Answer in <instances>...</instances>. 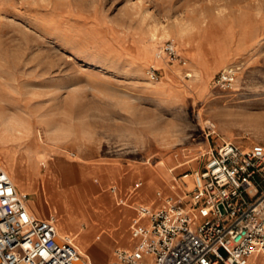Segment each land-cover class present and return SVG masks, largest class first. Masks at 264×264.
Instances as JSON below:
<instances>
[{
  "label": "rangeland",
  "instance_id": "1",
  "mask_svg": "<svg viewBox=\"0 0 264 264\" xmlns=\"http://www.w3.org/2000/svg\"><path fill=\"white\" fill-rule=\"evenodd\" d=\"M167 40L194 78L157 57ZM229 67L233 85L215 86ZM222 140L264 144V0H0V163L29 180L21 192L37 195L48 173V199L66 176L97 186L87 164L155 170L170 187ZM104 227L75 221L90 263L133 247L109 239L96 261Z\"/></svg>",
  "mask_w": 264,
  "mask_h": 264
},
{
  "label": "built area",
  "instance_id": "2",
  "mask_svg": "<svg viewBox=\"0 0 264 264\" xmlns=\"http://www.w3.org/2000/svg\"><path fill=\"white\" fill-rule=\"evenodd\" d=\"M157 57L179 67L185 78L195 77L173 40ZM238 71L224 69L214 85L230 88ZM148 75L159 78L153 67ZM203 131L207 139L218 137L210 120ZM170 189L176 197L158 209L137 207L133 247L115 249L107 264H251L253 254L264 255V144L216 142ZM57 238L55 219L36 217L28 194L17 190L0 164V264H91L69 240Z\"/></svg>",
  "mask_w": 264,
  "mask_h": 264
},
{
  "label": "crops",
  "instance_id": "3",
  "mask_svg": "<svg viewBox=\"0 0 264 264\" xmlns=\"http://www.w3.org/2000/svg\"><path fill=\"white\" fill-rule=\"evenodd\" d=\"M87 165L96 170V172H91V174H96L100 178V181L99 178L94 179V182L95 180H98L97 183L98 185L96 187L99 189L96 190L95 195H93V197L102 198L100 200H102L101 202L103 203L102 205L99 206L95 205V207H97L101 211V214L97 215L98 217H95V219L93 220L95 223L104 225L105 227L102 229H104L105 232L106 230H109L110 232L107 235L104 244L103 242L102 244H98L97 249L93 248L94 251L97 254L98 253L100 254L101 252L106 253L105 251L100 250V248L104 247V245L109 239H113V240L116 239L117 241H119V243H124L125 246L126 245L132 246L135 242V239L132 237L131 231L133 227V221L138 218L137 207L144 206L150 209L152 208L158 209L159 207L164 205L165 198L170 194H172L170 187H167L165 185L166 176L162 175L161 173L155 170L144 169V168L124 169L123 167H117V166L109 167V166L94 165V164H87ZM104 173H109L111 176H113V179H109V177ZM48 175L49 176H48V180L46 179V183L44 184L43 182L41 186H39L40 189L37 186L39 190V193L37 195L34 193L28 194L29 196L30 194L35 195L33 199H28V208L38 218L46 219L50 216L53 217L55 219V224L57 229V224H59V218L57 214L62 213L59 208L61 202L60 199L61 196H59L60 195L59 194L60 191H59L57 192V196L59 197H56L57 198L56 200H54L53 198H49V199L46 198V193L47 192L49 193L51 189L50 178L53 177L49 173ZM156 176H159V178ZM138 182H141L142 184L141 186L136 187L135 184ZM100 183H102V185ZM162 183L163 185H161ZM15 186L17 190L21 192L19 187H17V185ZM157 187L159 190H154ZM158 192H161L162 195L158 196L157 195ZM121 200H125V201L128 200L127 201L128 205L120 204L119 201ZM31 202H33V205H31ZM34 203L37 204L38 208L34 206ZM115 203L119 206L117 207ZM147 203L148 205H146ZM51 204L55 205V207L57 208L56 211L55 210L52 211L48 209V206ZM125 206L127 207L126 209H124ZM44 207L47 208L49 214L45 211ZM56 218H57V222H56ZM141 222L144 223L145 219H142ZM74 227H73V231L75 230ZM57 231L60 235L68 238L70 237V234L71 235L73 234L72 233L73 231L59 232L58 229ZM125 232L128 233L127 236L124 235ZM250 263L264 264V255L258 253L253 254L250 257Z\"/></svg>",
  "mask_w": 264,
  "mask_h": 264
},
{
  "label": "bare ground",
  "instance_id": "4",
  "mask_svg": "<svg viewBox=\"0 0 264 264\" xmlns=\"http://www.w3.org/2000/svg\"><path fill=\"white\" fill-rule=\"evenodd\" d=\"M3 168L6 170L7 173H9L8 174L9 176L10 175L12 176V178L14 180L13 183L15 185H17L23 189L28 188L29 180L27 178H25L24 175H18L17 171L13 165L10 164L9 169H7L6 166H3ZM104 174L107 175L109 177V179H113V176H111L109 173H104ZM60 182H62L61 185L64 189H62V191L59 192V194H60L59 196H61V198H60L61 202H60L59 208H60V211L62 212V213L57 214L58 218H59V224H57V229L59 230V232H63V231H68V232L71 231L72 232L73 227L75 226V221H77V220H85V221L88 220L89 222L95 223L93 219H95V217H98L97 215H100L101 211L97 207H95L94 201L91 199L90 195H91V192L96 191L99 188H97L95 185H93L89 181H87L89 183H82L78 179L69 178L67 176L65 178H63ZM96 183H98V182H96ZM100 184L102 185V183H100ZM71 185H74V186L69 187ZM76 188H77L78 194L73 193L74 192L73 190ZM23 193H25V192H23ZM25 194H27V193H25ZM55 196H56V194H55ZM59 196H57V197H59ZM168 197L175 198L176 196L172 192V194H170L169 196H167L165 198L164 204L167 203ZM127 201L121 200V201H119V203L122 205H128ZM40 205H41V203H40ZM34 206L38 208L36 203H34ZM48 209L52 210V211L57 210V208L53 204L49 205ZM72 233H73L72 234L73 239H76L77 235L74 234V231ZM109 233H110L109 230H106L105 239L107 238V235ZM57 234H58V238H57L58 241H61V239H66V240H69L71 242L70 237L68 238V237L62 236L58 233V231H57ZM81 253H83V255H85V257L89 258L90 261H92V258L88 254L84 253V251H81ZM94 257H95L96 261L101 262V263H104L106 260V254L105 253H100V254L98 253L97 254L95 252ZM84 259L87 260L86 258H84ZM91 263L94 264L93 262H91Z\"/></svg>",
  "mask_w": 264,
  "mask_h": 264
}]
</instances>
